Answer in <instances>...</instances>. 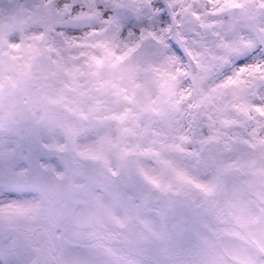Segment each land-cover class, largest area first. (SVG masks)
<instances>
[{
  "label": "clouds",
  "instance_id": "9594fccd",
  "mask_svg": "<svg viewBox=\"0 0 264 264\" xmlns=\"http://www.w3.org/2000/svg\"><path fill=\"white\" fill-rule=\"evenodd\" d=\"M0 264H264V0H0Z\"/></svg>",
  "mask_w": 264,
  "mask_h": 264
}]
</instances>
